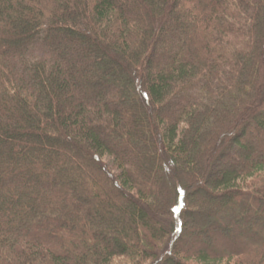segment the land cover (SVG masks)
<instances>
[{"label": "trees", "instance_id": "trees-1", "mask_svg": "<svg viewBox=\"0 0 264 264\" xmlns=\"http://www.w3.org/2000/svg\"><path fill=\"white\" fill-rule=\"evenodd\" d=\"M0 264H264V0H0Z\"/></svg>", "mask_w": 264, "mask_h": 264}, {"label": "rangeland", "instance_id": "rangeland-1", "mask_svg": "<svg viewBox=\"0 0 264 264\" xmlns=\"http://www.w3.org/2000/svg\"><path fill=\"white\" fill-rule=\"evenodd\" d=\"M246 131H247V135L250 134V133H249V132H250L249 129H247ZM249 138L251 139L250 136H248V139H249ZM246 139H247V138H246ZM104 159H106V160L108 159V160H109V158H108L107 156H106V157L104 156ZM219 165H220V166H227V165H229V161H228V159H227L226 156L222 155V158H221V157L219 158V161H217L216 166H219Z\"/></svg>", "mask_w": 264, "mask_h": 264}]
</instances>
